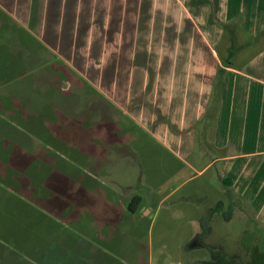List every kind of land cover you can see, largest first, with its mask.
I'll return each mask as SVG.
<instances>
[{"label": "crops", "instance_id": "0c3cea01", "mask_svg": "<svg viewBox=\"0 0 264 264\" xmlns=\"http://www.w3.org/2000/svg\"><path fill=\"white\" fill-rule=\"evenodd\" d=\"M0 13L31 42L21 48L35 46L50 54L112 106L102 108L107 120L88 119L97 133L103 128L102 138L112 128L110 136L121 139L127 124V130L148 134L185 162L192 172L187 181L211 176L213 183L201 190V201L194 199L196 190L183 198L206 212L207 231L215 215L228 220L233 208L243 219L251 211L257 223H264V0H0ZM79 109L76 105L73 113ZM26 120L23 129L31 127ZM92 127H79L87 129L90 145L83 160L73 163L70 213L59 203L33 210L32 221L38 222L59 213L61 226L50 231L57 235L51 236L53 244L3 237L1 225L8 223L0 213V240H5L0 241V264H89L87 256L80 258V234L74 230L82 216L92 225H107L127 215L134 220L150 214H138L143 198L132 188H121L117 204L100 194L99 175L112 155L90 153L96 138ZM16 132L0 137L12 153L9 164L0 163V190L34 208L27 173L38 158V170L42 164L54 170L62 158V142L44 135L38 144L33 141L37 148L32 150L29 132ZM49 145H57L55 152ZM137 197L141 202L133 213L130 203ZM1 206L17 209L5 207V199ZM15 213L9 215L11 224L22 220ZM83 246L86 253L89 244Z\"/></svg>", "mask_w": 264, "mask_h": 264}, {"label": "rangeland", "instance_id": "374dc122", "mask_svg": "<svg viewBox=\"0 0 264 264\" xmlns=\"http://www.w3.org/2000/svg\"><path fill=\"white\" fill-rule=\"evenodd\" d=\"M21 43L27 46L31 42L21 29L0 13V137L8 139L16 136L17 130L22 134H25L23 131L29 132L32 143L44 138V135L51 137L56 139L55 142H62L58 146L62 149V158L54 170L48 164H42L41 170H38V161L42 160L38 158L27 173L31 182L30 200L35 209L32 204L21 203L14 195L0 190V201L5 199V207H17L16 210H0L1 215H6L8 223L1 227L3 237L12 235L31 242L47 241L51 246L57 235L50 231L61 226L59 213H49V218L43 216L38 222L36 219L32 221L36 217L33 210L43 203L54 208L59 203L64 209L68 208L66 215L70 213L72 193L69 186L73 163L77 165L83 160L90 145L89 142L87 144V129L79 127L83 125L90 131L94 125L88 124V119L95 122L107 120L103 117L108 113L102 112V108L112 106L53 56L44 51L40 53L35 46L21 48ZM26 51L36 58L26 57ZM76 105L81 109L73 113ZM112 114L118 118L117 113ZM24 118L31 127L22 128ZM12 124L15 129L11 128ZM126 127L127 124L122 127L126 132L121 139L110 136L115 129L107 128L102 138L103 128H99L97 133L92 127L96 138L94 145L90 146V153L112 155L106 170L99 175L101 183H97V187L104 197L108 195L106 199L111 204L122 200L124 193L121 188L134 189L143 198L138 214H150L134 220L127 215V218L109 221L107 225H92L86 215L82 216L80 222L74 225V230L80 234L77 238L80 258L87 256L89 264H264V223H257L253 212L249 211V216L243 219L241 212L229 209L228 220L215 215L207 231L203 220L206 212L198 208V202L190 203L183 198L196 190L194 199L201 201V190L213 183L211 176L187 181L192 172L185 162L177 160L148 134L144 135L136 129L127 130ZM119 141L124 144L120 146ZM35 144L32 150L37 148ZM56 146H50L49 151L55 152ZM11 155L8 147L0 142V163L9 164ZM71 156H75L76 161ZM113 181L119 184V188ZM147 189L152 194L147 193ZM210 191L213 196H218L213 187ZM13 211L16 212L14 217L19 214L22 220L15 219L11 224L8 220ZM112 213L107 210V215L113 218ZM65 231L69 233L70 229ZM0 241L5 243L3 238ZM85 244H89L88 255L84 252ZM66 247L67 242L64 241V250ZM3 251L0 247V253ZM16 264L25 263L18 260Z\"/></svg>", "mask_w": 264, "mask_h": 264}, {"label": "trees", "instance_id": "16d2710c", "mask_svg": "<svg viewBox=\"0 0 264 264\" xmlns=\"http://www.w3.org/2000/svg\"><path fill=\"white\" fill-rule=\"evenodd\" d=\"M140 202H141V199L139 197L134 198V200L130 203V208L134 207L131 209V212L134 213L137 210V207L139 206Z\"/></svg>", "mask_w": 264, "mask_h": 264}]
</instances>
